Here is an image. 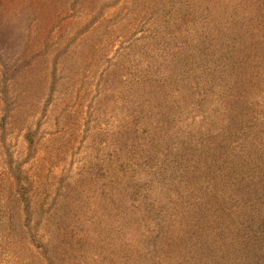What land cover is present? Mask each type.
<instances>
[{"label": "rangeland", "instance_id": "rangeland-1", "mask_svg": "<svg viewBox=\"0 0 264 264\" xmlns=\"http://www.w3.org/2000/svg\"><path fill=\"white\" fill-rule=\"evenodd\" d=\"M0 264H264V0H0Z\"/></svg>", "mask_w": 264, "mask_h": 264}, {"label": "trees", "instance_id": "trees-1", "mask_svg": "<svg viewBox=\"0 0 264 264\" xmlns=\"http://www.w3.org/2000/svg\"><path fill=\"white\" fill-rule=\"evenodd\" d=\"M11 1V0H10ZM34 2H35V0H34ZM8 12H9V10H8ZM254 233L255 232H253L252 234H250V238H252V237H254L253 235H254ZM256 239V241H258V238H255ZM248 247V242L245 244V246L244 247H242L244 250H246V248Z\"/></svg>", "mask_w": 264, "mask_h": 264}]
</instances>
